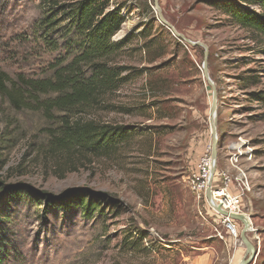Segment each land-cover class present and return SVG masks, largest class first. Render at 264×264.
Returning a JSON list of instances; mask_svg holds the SVG:
<instances>
[{
  "label": "rangeland",
  "instance_id": "rangeland-1",
  "mask_svg": "<svg viewBox=\"0 0 264 264\" xmlns=\"http://www.w3.org/2000/svg\"><path fill=\"white\" fill-rule=\"evenodd\" d=\"M209 1L159 0V6L176 32L208 49L218 135L211 193L226 188L225 196L237 198L232 212L248 216L253 230L246 232L257 253L250 264H264V101L257 98L264 92V42L254 43ZM114 4H124L127 19L112 40L129 42L110 59L129 68L122 75H135L81 116L133 132L99 153L56 149L52 134L64 112L47 119L0 95V264H234L246 252L242 223L218 213L206 189L197 198L190 187L197 163L211 151L205 49L162 24L154 0ZM46 9L43 0H0V70L12 80L52 76L63 40L54 36L56 50L42 41ZM56 10L64 19L66 7ZM19 185L65 201L47 202L19 192ZM69 190L88 194L95 205L86 211L75 200L66 203ZM139 235L134 251L124 248Z\"/></svg>",
  "mask_w": 264,
  "mask_h": 264
},
{
  "label": "trees",
  "instance_id": "trees-1",
  "mask_svg": "<svg viewBox=\"0 0 264 264\" xmlns=\"http://www.w3.org/2000/svg\"><path fill=\"white\" fill-rule=\"evenodd\" d=\"M43 1L47 4V9L39 23L42 41L46 47L56 50L59 48V42L54 36L60 35L63 40L60 49L63 53L61 52L51 63L49 69L52 76L48 78H31L18 74L12 80L0 70V95L7 98L16 109H40L47 119L54 118V112H64L60 129L52 134V143L56 149L83 147L93 153L110 149L132 134L133 128L111 127L94 117L86 119L81 115L95 106L104 105V98L108 93L135 75V71L122 75V72L129 68L115 66L110 59L129 42L126 37L118 41L112 40L127 19L126 13L122 11L124 4L116 7L114 4L116 0H73L67 4L66 0ZM209 2L227 15V22L237 23L247 29L251 40L263 45L264 0ZM251 5L258 8H250ZM65 7L66 16L59 19L63 16H58L56 9ZM64 22L67 23L62 27ZM142 30L140 32H143ZM255 78H258L257 75L251 77ZM257 98L264 101V92ZM19 186H22L19 192L28 190L29 193L47 202L61 204L65 201L63 197L52 199L46 192L37 191L27 185ZM66 198V203L70 204L75 200L76 205L86 211L92 209L96 203L93 198H88V194L79 190H69ZM142 238L143 235H139L134 242L125 241L124 248L134 251L141 244ZM125 250L123 249L122 253Z\"/></svg>",
  "mask_w": 264,
  "mask_h": 264
},
{
  "label": "water",
  "instance_id": "water-1",
  "mask_svg": "<svg viewBox=\"0 0 264 264\" xmlns=\"http://www.w3.org/2000/svg\"><path fill=\"white\" fill-rule=\"evenodd\" d=\"M154 5L158 11L159 20L162 24L166 25L170 30L174 32L177 38L185 40L190 45H201L204 47V60L202 64V73L203 77L206 79L207 83L210 85L212 89V100L209 110V123H210V134H211V151H210V159H211V167H210V174L207 180V187H206V199L208 200L209 204L222 216L226 217L227 219H233L236 221H240L243 225V228L240 233V239L246 247L245 255L242 259H240L236 264H250L254 261L255 257L257 256L256 247L249 241L246 236V232L251 231V221L248 216L241 213H233L227 210H224L220 205L214 203L211 193L213 177L216 171V162L218 156V135L216 131V111H217V89L214 82L211 80L208 72L207 66V55L208 49L205 44L199 41H192L186 38L183 34L176 32L174 27L165 20L163 15L160 12L159 0H154Z\"/></svg>",
  "mask_w": 264,
  "mask_h": 264
},
{
  "label": "built area",
  "instance_id": "built-area-1",
  "mask_svg": "<svg viewBox=\"0 0 264 264\" xmlns=\"http://www.w3.org/2000/svg\"><path fill=\"white\" fill-rule=\"evenodd\" d=\"M211 159L210 155H206L204 158H201L200 161L197 163L196 171L193 172L191 180H190V187L191 190L196 194L197 198L200 197L201 193L204 192V190L207 187V180L210 174V167H211ZM225 179V186H228L231 182L230 178L223 174ZM224 191L226 188H222ZM226 194H219L216 190L212 191V197L215 201V204L220 205L224 210H228L230 212L238 209V201L236 199H233L235 201L234 205L230 206L229 203L226 205L225 202L227 201ZM221 196V198H219ZM231 197V196H230ZM229 228V227H228ZM230 229L233 230V227Z\"/></svg>",
  "mask_w": 264,
  "mask_h": 264
},
{
  "label": "bare ground",
  "instance_id": "bare-ground-1",
  "mask_svg": "<svg viewBox=\"0 0 264 264\" xmlns=\"http://www.w3.org/2000/svg\"><path fill=\"white\" fill-rule=\"evenodd\" d=\"M121 31H119L117 34H119ZM116 34V35H117ZM115 35V36H116ZM211 165V164H210ZM216 177L215 178H213V181L215 182L216 181ZM219 194H223V193H225V191L223 190V189H220L219 188V190L217 191ZM226 194V193H225ZM227 201L228 202H225L226 203V205L229 203V205L230 206H232V205H234V203H235V201H233V199L230 197V196H227ZM251 231H253V230H251ZM239 260H237L236 262H234V264H236L237 262H238Z\"/></svg>",
  "mask_w": 264,
  "mask_h": 264
}]
</instances>
